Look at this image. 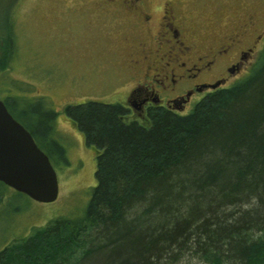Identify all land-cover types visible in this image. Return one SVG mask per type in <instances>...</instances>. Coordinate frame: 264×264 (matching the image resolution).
Masks as SVG:
<instances>
[{"label": "trees", "instance_id": "obj_1", "mask_svg": "<svg viewBox=\"0 0 264 264\" xmlns=\"http://www.w3.org/2000/svg\"><path fill=\"white\" fill-rule=\"evenodd\" d=\"M247 70L144 125L118 106L66 108L96 153L86 211L7 244L0 264H169L195 250L211 264H264V44ZM37 118L29 133L49 141L51 116Z\"/></svg>", "mask_w": 264, "mask_h": 264}, {"label": "rangeland", "instance_id": "obj_2", "mask_svg": "<svg viewBox=\"0 0 264 264\" xmlns=\"http://www.w3.org/2000/svg\"><path fill=\"white\" fill-rule=\"evenodd\" d=\"M151 1L160 5L164 0ZM177 1L204 22H213L223 36L239 29L251 12L259 18L258 29L264 27V0ZM92 10L91 0H0V100L28 131L38 128L37 115L51 116L52 138L36 137V144L49 157L59 188L56 201L40 203L0 186V250L27 237L33 228L58 218L82 217L96 186L95 149L86 145L77 125L69 124L65 110L87 101L116 99L131 72L124 59L127 49L116 53L114 48L125 29L97 20ZM110 34L113 42L106 37ZM254 232L255 238L263 236ZM192 253L169 264H211L199 250Z\"/></svg>", "mask_w": 264, "mask_h": 264}, {"label": "flooded vegetation", "instance_id": "obj_3", "mask_svg": "<svg viewBox=\"0 0 264 264\" xmlns=\"http://www.w3.org/2000/svg\"><path fill=\"white\" fill-rule=\"evenodd\" d=\"M91 1L94 18L125 29L120 39L114 40L111 34L106 37L122 46L114 45L116 53L127 49L124 59L131 75L121 84L116 99L93 100L118 106L119 119L125 123L144 125L158 110L185 112L247 70L252 61L248 67L247 62L264 38L256 12H251L239 29L223 36L213 22H204L177 0H164L160 5L151 0ZM244 40L247 46L242 44ZM215 84L219 85L211 89Z\"/></svg>", "mask_w": 264, "mask_h": 264}, {"label": "water", "instance_id": "obj_4", "mask_svg": "<svg viewBox=\"0 0 264 264\" xmlns=\"http://www.w3.org/2000/svg\"><path fill=\"white\" fill-rule=\"evenodd\" d=\"M0 182L36 202L52 203L58 197L57 176L49 158L1 100Z\"/></svg>", "mask_w": 264, "mask_h": 264}]
</instances>
